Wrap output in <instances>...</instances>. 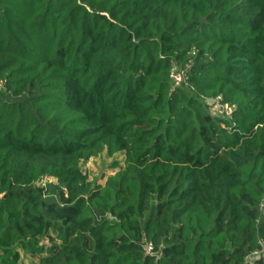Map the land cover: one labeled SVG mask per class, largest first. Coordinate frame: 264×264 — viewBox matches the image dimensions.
I'll return each instance as SVG.
<instances>
[{"label":"trees","instance_id":"16d2710c","mask_svg":"<svg viewBox=\"0 0 264 264\" xmlns=\"http://www.w3.org/2000/svg\"><path fill=\"white\" fill-rule=\"evenodd\" d=\"M104 153L124 162L102 186L81 165ZM262 244L264 0H0V264H264Z\"/></svg>","mask_w":264,"mask_h":264},{"label":"rangeland","instance_id":"374dc122","mask_svg":"<svg viewBox=\"0 0 264 264\" xmlns=\"http://www.w3.org/2000/svg\"><path fill=\"white\" fill-rule=\"evenodd\" d=\"M219 109L217 108V111ZM124 157L120 154L114 158H109L106 153L99 157L91 158L82 163L81 168L87 174L89 181L96 185H105L107 179L114 175L118 169L116 166H123ZM116 165V166H115ZM37 258H29L22 255L21 264H38Z\"/></svg>","mask_w":264,"mask_h":264},{"label":"built area","instance_id":"2783aa9c","mask_svg":"<svg viewBox=\"0 0 264 264\" xmlns=\"http://www.w3.org/2000/svg\"><path fill=\"white\" fill-rule=\"evenodd\" d=\"M191 66L188 65L186 68H178L177 66L173 65L172 71H171V79H172V89H179L182 87V85L185 83L187 80V74L190 72ZM217 108L218 109H223L224 112L231 116V109L229 107H225L220 104V102H217ZM262 249L261 251L256 252L253 257H258L262 256L264 260V244L261 245ZM145 253L147 256L154 257L157 256L158 253L155 252V249L153 245L151 244H146L145 246Z\"/></svg>","mask_w":264,"mask_h":264}]
</instances>
